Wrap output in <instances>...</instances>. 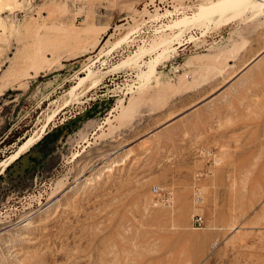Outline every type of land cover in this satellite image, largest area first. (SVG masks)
<instances>
[{
	"label": "rangeland",
	"instance_id": "rangeland-1",
	"mask_svg": "<svg viewBox=\"0 0 264 264\" xmlns=\"http://www.w3.org/2000/svg\"><path fill=\"white\" fill-rule=\"evenodd\" d=\"M216 1L0 0V264H264V56L221 92L258 50L248 24L241 57L214 41L227 19L171 38L148 83L107 72Z\"/></svg>",
	"mask_w": 264,
	"mask_h": 264
},
{
	"label": "bare ground",
	"instance_id": "bare-ground-1",
	"mask_svg": "<svg viewBox=\"0 0 264 264\" xmlns=\"http://www.w3.org/2000/svg\"><path fill=\"white\" fill-rule=\"evenodd\" d=\"M1 2H0V12L4 9L3 3ZM200 7H198L200 9L195 15H192L191 17L184 16L175 21L173 20V22L169 26L166 25L167 26L166 31L169 32L167 34L168 37H165L166 36L165 35L164 36L165 38L162 37V38H159V40L157 39L158 41H153V44H151L150 47H147V48L142 47L139 52H136L135 54L130 56L125 62H123L120 65L115 66L114 68L108 70L107 72L118 69L120 67L128 66L130 67V69H136L137 80H139L142 84L148 83L152 79L156 78L157 76L156 67L158 63H160L161 61L165 59H168L170 55H172V52L174 49L171 47V44H172L171 41H173L171 40V38H173L174 36L178 37L182 35L183 33H185L186 30L190 29L191 27L203 25L209 20H212V21H214L215 19L219 20L220 18H225L228 16H246V15L255 14L256 12L263 11L264 10V0H219V1L213 2L210 5L204 4V6L202 5ZM194 9H192L188 13H191ZM174 13H175L174 11H169L168 14L173 16ZM163 17H164V14H161L159 17L153 18V19L160 20ZM155 25L156 23L155 24L150 23L148 25L147 24L144 25L140 29L138 35H141L145 31H147L148 28H151ZM132 32L126 33L122 39H119V41H117L118 44L122 40L127 42L129 39H131V36L127 38V35H129ZM199 33L200 31L198 32V34ZM198 34H193V35H198ZM153 53H156V57H154L148 62H144L143 64H141L144 60L145 55H151ZM107 72L99 74L96 71L90 70L87 77L85 78L80 77L79 85H83L87 82L85 91L86 90L88 91L89 89L92 88V86H96V84L100 83L103 80V78L107 75ZM40 137L41 135L36 140L33 138H29L23 145L19 147V149L16 152H14L10 156L11 159H14L19 153H22L25 149H27L30 145H32Z\"/></svg>",
	"mask_w": 264,
	"mask_h": 264
},
{
	"label": "crops",
	"instance_id": "crops-1",
	"mask_svg": "<svg viewBox=\"0 0 264 264\" xmlns=\"http://www.w3.org/2000/svg\"><path fill=\"white\" fill-rule=\"evenodd\" d=\"M263 11H260V12H263ZM255 14H251V15H255ZM263 17H264V15H263ZM263 17H260V18L258 17L256 19H250L249 17H246V16H240L239 18H236V19H232V18H220L221 20L220 19L219 20L218 19L217 20L215 19L214 20L215 22L212 21V20H209L208 22H206V23L203 24V25H208V24H211V23H213V24H219V23H221L224 20L231 19L228 22H226L225 24H223L222 26H220L219 28H221V29H219V30H224V32H225V31H227L228 27H230L229 29H233L234 27H236V28H234V30H232L231 32H229L228 36H226V37L221 36L222 37L221 39L214 40V41H216L218 43H222L223 41H225L224 42L225 43L224 45L221 44V46H222L221 48L223 50H226L229 56H230L231 53L234 52V54H237V57H241L243 55V51L248 48V44H246V43L243 44L242 43V42H244V40L240 39V37H239L240 36V33H239L238 28L240 27V29H241L243 27V25H245L247 23L249 28L247 29V31H242L241 34H242V36H245L246 35L245 34L246 32L248 34L250 33L251 34V38L249 40H250V43H252L251 44V46H252L251 49H258L257 52L246 63H244L239 68V70L237 71L236 75L235 76L233 75V77H231V79H229L227 81V84L228 85H226L225 88L221 92H223L224 90H229V89L232 90L235 87L236 76L239 75L240 73L245 72L249 68H251L255 62H258L264 56V30L263 31H260V34L257 33V35L254 36V34L258 31V29L256 27L257 26V21L256 20H263ZM247 18H249V19H247ZM213 32L215 33L217 31H213L212 30V31H210L207 34V36H209V34H211ZM214 41H212L211 43H209L208 46H210ZM256 43H259L261 46L259 45V46H257V48H255L254 45ZM190 44L193 45V43L189 42L188 45H190ZM205 49H207V48H205ZM235 59L236 58H230L229 57L227 59V64L229 66L230 65H233ZM260 120L264 121V118H262Z\"/></svg>",
	"mask_w": 264,
	"mask_h": 264
},
{
	"label": "built area",
	"instance_id": "built-area-1",
	"mask_svg": "<svg viewBox=\"0 0 264 264\" xmlns=\"http://www.w3.org/2000/svg\"><path fill=\"white\" fill-rule=\"evenodd\" d=\"M170 1H172V0H170ZM200 149H201V151H202L203 153L208 154V155H210V153H212V150H213V149H209V148H207V147H201ZM213 151H214V150H213ZM214 153H215V152H214ZM153 193H154V195L156 196V197H155V201H154V205H155V206H156V205H159V204L164 205V206H168V205H169V203H170V199H171L170 196H169V194H167V193H162L161 189L158 188V187H155V188H154ZM200 197H201V196H200L199 192H196V196H195V198H196L197 200H199ZM194 222H195L196 224H198V225L201 224V222H202V217H201L200 215H195Z\"/></svg>",
	"mask_w": 264,
	"mask_h": 264
},
{
	"label": "trees",
	"instance_id": "trees-1",
	"mask_svg": "<svg viewBox=\"0 0 264 264\" xmlns=\"http://www.w3.org/2000/svg\"><path fill=\"white\" fill-rule=\"evenodd\" d=\"M51 133L50 132H47L46 134L43 135V137L41 139H39L34 145H39L40 143L44 142V140H46L48 137H50ZM33 145V146H34ZM32 148V146L26 151V152H23L22 154H20L15 160H19L24 154H26L28 151H30ZM14 160V161H15ZM10 165H8V167H10Z\"/></svg>",
	"mask_w": 264,
	"mask_h": 264
},
{
	"label": "water",
	"instance_id": "water-1",
	"mask_svg": "<svg viewBox=\"0 0 264 264\" xmlns=\"http://www.w3.org/2000/svg\"><path fill=\"white\" fill-rule=\"evenodd\" d=\"M162 29H167V26H165V27H159V28H154V29H151L152 31H155V30H162ZM139 31H134V32H132V33H130L129 35H128V37H130V36H132V35H134V34H136V33H138ZM42 136V135H41ZM40 139V138H39ZM38 139V140H39ZM37 140V141H38ZM37 141H35L34 143H36ZM33 143V144H34ZM32 144V145H33ZM32 145H30L27 149H25L23 152H25L26 150H28ZM22 152V153H23ZM22 153H19L14 159H11V160H15L20 154H22Z\"/></svg>",
	"mask_w": 264,
	"mask_h": 264
}]
</instances>
